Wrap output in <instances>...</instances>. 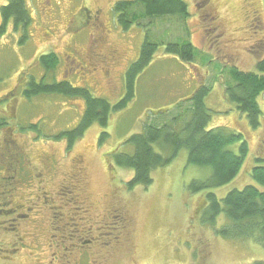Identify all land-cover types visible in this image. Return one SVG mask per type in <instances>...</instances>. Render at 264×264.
<instances>
[{
	"label": "rangeland",
	"instance_id": "374dc122",
	"mask_svg": "<svg viewBox=\"0 0 264 264\" xmlns=\"http://www.w3.org/2000/svg\"><path fill=\"white\" fill-rule=\"evenodd\" d=\"M119 1L127 0H27L31 23L26 29L14 20L4 23L0 10V117L15 118L0 130V264L264 262V247L258 243L217 233L228 224L224 214L215 225L209 223L211 214L207 205L201 207L202 199L211 192L222 198L235 186L192 194L189 184L210 179L211 170L187 164L186 150L153 173L152 186L133 191L127 184L134 173L114 160L122 152L133 154L134 147L124 143L143 133L146 123L164 124L154 114L191 98L197 78L212 88L205 100L209 130L243 133L251 155L264 157V93L258 100L261 126L253 128L246 114L225 98L223 88L226 82L234 84L232 67L257 73L264 59V0H213L209 6L183 0L189 17L139 18L127 30L114 12ZM7 5L0 0V9ZM248 8L259 16L252 19ZM203 14L210 22L203 21ZM204 26L212 29L210 40L200 32ZM147 36L158 49L145 70H137L135 98L120 111L110 110L108 127L94 122L71 147L85 100L59 93L28 99L23 94L32 78L37 84L44 78L45 85L67 82L112 106L120 104L128 94L126 75L140 60ZM177 42L196 48L192 67L167 52V45ZM53 52L60 65L47 71L37 60ZM206 68L209 74L203 76ZM189 106L176 107L172 115ZM238 148L230 150L238 153ZM154 151L166 157L168 147L155 143ZM79 164L82 182V171L74 169ZM252 167L248 160L236 185L252 183ZM6 191L13 203L32 208L29 219L19 216L26 208L6 215L5 208L15 207L3 205ZM52 217L60 220L56 232L61 241L54 243L49 241ZM3 222L18 228L8 225L4 230ZM75 223L80 233L74 234ZM111 228H118L115 234ZM79 244L90 253L81 252Z\"/></svg>",
	"mask_w": 264,
	"mask_h": 264
},
{
	"label": "trees",
	"instance_id": "16d2710c",
	"mask_svg": "<svg viewBox=\"0 0 264 264\" xmlns=\"http://www.w3.org/2000/svg\"><path fill=\"white\" fill-rule=\"evenodd\" d=\"M6 2L8 3L7 7H1L0 9L2 21L8 23L9 20H14L16 25L21 24L26 29L31 23L30 12L26 6L27 0H6ZM140 6L143 10L141 12L138 11L137 13L139 14H136L134 11ZM114 12H117L119 23L126 30L132 24L137 23L138 25L139 18L189 17L188 5L183 0L119 1L116 3ZM207 17L208 15L203 14V21L210 22ZM201 33L204 34L206 39L209 38L210 40L212 29L204 26ZM213 45L216 44L213 43ZM167 46V52L171 56L174 55L182 63L190 66L194 65L196 48L190 42H177ZM142 47L140 60L133 64L126 75L128 94L124 100L120 101V104L112 106L104 99H96L88 89H73L67 82L45 85L44 78L38 84L32 78L27 90L24 92V96L31 99L34 96H41V94L59 93L72 96L79 95L85 100L86 108L83 114V121L78 130L71 135L72 142L69 145L71 147L94 122L99 123L104 128L108 127V121L111 118L110 110L120 111L135 98L136 78L140 74L137 73V70L142 67H144L142 71L145 70V67L151 63L152 57L158 49L157 44L152 42L148 36ZM37 62L47 71H53L60 65L59 57L54 52L42 54ZM208 74L209 69L206 68L203 76ZM229 76H231L234 84L226 82L227 84L223 86L225 98L236 104L237 109L246 114L250 120L251 127H260L262 110L259 107L258 100L264 93V59L258 62L257 73H244L233 67L229 70ZM195 89L191 98L185 99L175 108L185 103H189L191 106L177 116L172 115L175 108L154 114L158 116L157 118L164 120V124L156 126L155 124L146 123L143 133L133 134L124 143V146L131 145L132 148L134 147L133 154L129 155L122 152L117 157H114L115 163L118 167L127 168L134 173L132 180L127 184L128 190L133 191L137 186L146 189L153 185V173L156 170L166 168L172 164L182 150H186L189 154L187 164L211 170L210 179L192 181L189 184L188 191L192 194L219 190L232 184L237 187H234L222 198L211 192L205 195L206 200L203 201L202 199L201 207L207 205L209 215L211 214L210 224L215 225L223 214L224 218H227L226 223L228 224L222 230L217 231V233L223 238L232 240H253L256 244L258 243L264 247V157L251 155L252 151L250 152L249 144L245 140L243 133L227 131L222 127L209 130L210 114L206 109L205 100L212 88L202 81L199 82L197 78ZM8 103L10 102H7V108L9 109ZM170 115L172 118L169 121ZM9 119L15 118L4 115L0 117V130L10 127ZM155 143H162L168 147L166 157L154 151ZM237 144L239 145L238 153L230 150L231 146ZM248 160L253 162V167L250 171L252 183H247L240 187L236 185V182L242 176ZM10 166L14 167L15 163L13 165L8 164L7 167L10 168ZM4 195L7 201L12 202L13 195L10 191H6ZM6 200H4L3 205H14L19 209L26 208L27 211L29 209L25 205L15 204L16 202L8 203ZM110 210L108 209L109 213H111ZM27 211L23 213L27 214ZM5 212L6 215L9 213V211ZM54 213L57 214L56 211ZM52 218L49 241L51 240V243H54L60 238L56 231L62 219H60L61 216L58 217L60 219L58 221L55 220V217ZM3 224L6 226L8 223L3 222ZM72 225L76 229L79 228L77 223ZM53 226L54 229L52 231ZM76 231L80 233L79 229ZM79 246V250H82L81 252L90 253L88 250H83L84 246L82 247L80 244ZM254 264H264V262L258 261Z\"/></svg>",
	"mask_w": 264,
	"mask_h": 264
},
{
	"label": "flooded vegetation",
	"instance_id": "af4514ba",
	"mask_svg": "<svg viewBox=\"0 0 264 264\" xmlns=\"http://www.w3.org/2000/svg\"><path fill=\"white\" fill-rule=\"evenodd\" d=\"M212 1H213V0H194L195 3H197L198 5H201V6H203V5H204V6H209L210 3L212 4ZM249 8H250V7H249ZM249 8L247 9V10H248V13H249L248 16H251L252 19H254L255 16H259V15H257L259 11H257V10H253V11H252V10H250ZM258 19H259V18L257 17L255 20H258ZM91 37H92V36H91ZM87 39L89 40L90 37H88ZM23 93H24V92H23ZM11 149H12V147H10L9 150H8V151H10V154L13 152ZM74 169H75V170H78L79 172L82 171V172H80V174H81V175H80V181H81V178L83 179L82 174H83V171H84L82 165L79 164V165L77 166V169H76V167H75ZM7 170H8V169H6V171H7ZM6 171H5V172H6ZM4 176H6V175H5V173L3 172V177H4ZM81 182H82V181H81ZM64 189H65V188L63 187V189H61L60 192L64 193V191H63ZM41 192H42V189H41ZM18 209H19V208H18L17 206H16V207L5 208L4 212H5V211L16 212ZM27 209H28V208H27ZM31 209H32V208L29 207L28 211L25 210V211H27V214H25V213H20V215H19L20 218H21V219H24V220L29 219V218L31 217V216H30V215H31V212H30ZM52 212H54V208H53ZM107 212H108V211H107ZM8 225H11V226L15 227L13 224L10 223V224H7L6 229H9ZM17 228H18V227H15L13 230L16 231ZM6 229H4V230H6ZM111 229H112L113 233L115 234L114 230H115V229H118V228H115V229H114V228H111ZM76 233H77V231H76ZM76 233H75V234H76ZM73 238H74V237H73ZM20 240H23V239L20 238ZM90 242H91V241H90Z\"/></svg>",
	"mask_w": 264,
	"mask_h": 264
},
{
	"label": "crops",
	"instance_id": "0c3cea01",
	"mask_svg": "<svg viewBox=\"0 0 264 264\" xmlns=\"http://www.w3.org/2000/svg\"><path fill=\"white\" fill-rule=\"evenodd\" d=\"M193 85H194V86H193V89L195 90V88H196V82H195V83H193Z\"/></svg>",
	"mask_w": 264,
	"mask_h": 264
},
{
	"label": "bare ground",
	"instance_id": "6f19581e",
	"mask_svg": "<svg viewBox=\"0 0 264 264\" xmlns=\"http://www.w3.org/2000/svg\"><path fill=\"white\" fill-rule=\"evenodd\" d=\"M204 72H205V70L202 71L203 74H204ZM25 91H26V90H25ZM25 91H24V92H25ZM23 94H24V93H23Z\"/></svg>",
	"mask_w": 264,
	"mask_h": 264
}]
</instances>
